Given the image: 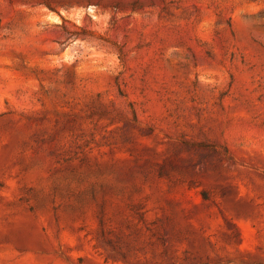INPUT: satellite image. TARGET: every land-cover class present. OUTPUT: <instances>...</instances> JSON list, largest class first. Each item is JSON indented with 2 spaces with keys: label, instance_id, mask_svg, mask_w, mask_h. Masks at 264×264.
Masks as SVG:
<instances>
[{
  "label": "rangeland",
  "instance_id": "1",
  "mask_svg": "<svg viewBox=\"0 0 264 264\" xmlns=\"http://www.w3.org/2000/svg\"><path fill=\"white\" fill-rule=\"evenodd\" d=\"M0 264H264V0H0Z\"/></svg>",
  "mask_w": 264,
  "mask_h": 264
}]
</instances>
